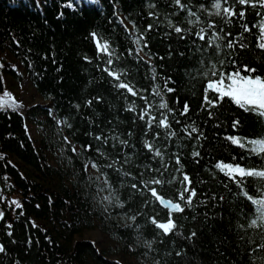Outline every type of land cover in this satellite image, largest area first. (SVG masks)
I'll use <instances>...</instances> for the list:
<instances>
[{
    "label": "trees",
    "instance_id": "trees-1",
    "mask_svg": "<svg viewBox=\"0 0 264 264\" xmlns=\"http://www.w3.org/2000/svg\"><path fill=\"white\" fill-rule=\"evenodd\" d=\"M214 2L0 0V100L11 103L7 92L15 101L0 109V264H264V227H249L256 206L216 167L264 170V153L225 139H264V117L227 97L216 108L204 104L213 63L264 78V7L221 0L236 13L228 19L210 14ZM201 28L204 41L195 36ZM213 32L221 38L208 47ZM245 65L256 71L244 73ZM158 87L171 111L159 108ZM149 105L170 128L149 129L148 117L138 118ZM185 175L196 193L191 204L179 199ZM243 187L264 198V179L246 177ZM151 188L184 208L172 214L169 235L151 223L169 216Z\"/></svg>",
    "mask_w": 264,
    "mask_h": 264
},
{
    "label": "snow or ice",
    "instance_id": "snow-or-ice-1",
    "mask_svg": "<svg viewBox=\"0 0 264 264\" xmlns=\"http://www.w3.org/2000/svg\"><path fill=\"white\" fill-rule=\"evenodd\" d=\"M176 3L180 5V0H176ZM224 4L228 3V0H223ZM239 3L241 5L245 4H251L253 7H255L257 4H259L260 7H264V0H239ZM183 8L184 5H181ZM213 8L215 9L214 13H210L212 15L220 16L222 13L225 17L228 19H231L233 16L236 15L235 11L233 9H230L229 7H222L221 0H215L213 4ZM189 16H195L196 14L194 12L189 11ZM245 13L241 11L239 13L240 17H243ZM199 22V18H197V21ZM209 28H214L215 25L209 24ZM260 27V41L258 43V47L261 50H264V23H261L259 25ZM149 28H151V25H149ZM247 26H245V31H247ZM184 30L180 27H175L176 33H182ZM223 31V29H221ZM206 30L204 28H201L199 32L195 33V36L197 39L204 41L206 38ZM95 38V34H94ZM181 39H184V36L181 35ZM221 37L218 35V33L213 32L211 40L208 41V47H212L213 44L217 40H219ZM143 37H140V40H142ZM140 40L137 41V43L140 42ZM239 40V37H237L235 40H230L227 43L228 49H234L236 47V44ZM147 47V45H144ZM241 48L245 47V45L240 44ZM98 49H101L104 52H108V45L104 44L101 46L99 42H97ZM216 47L219 48L220 45L216 44ZM111 61H109V64ZM221 66L225 64V61H220ZM233 65H235V61H233ZM107 71V69H106ZM244 73H253L256 71L255 68H249L247 65H245L242 69ZM211 77H216L215 80L209 79L208 83L205 87V94H204V104L207 105L209 108H216L219 106V104L225 99V97L232 100L233 103H235L238 107L244 109L245 111H251L255 112L256 114L264 117V78H261L259 76L253 77L251 75L242 76L241 70H237L231 73H227L222 70L217 69V65L215 63L211 66ZM108 74L110 76H113L114 79H119V77L114 74L113 72L109 71ZM207 76L208 73H205ZM167 83V82H166ZM119 88H126L128 92H130L132 95H137V92L133 90V88L129 85H126L124 83H120L118 85ZM166 92H172L174 89L167 88L165 86ZM154 94L161 97V102L159 104V108L163 110L169 109L167 101L163 99L162 90L158 87L157 89L153 90ZM209 92L215 93V97H210ZM4 97H7V101L11 102L8 104L7 102L0 100V109H3L6 106H12L15 105V101L11 97V95L7 92H5ZM143 98V97H142ZM132 108H129V111H132ZM189 111V106L187 104L184 105V108L181 112V115H186ZM151 112V106L149 105L146 109H144L141 114L139 115L140 120H145L146 117H148L146 123L149 129H151L154 125L156 127H163L165 129L170 128V123L167 115L162 114V117L157 121V118L150 115ZM211 115V113H209ZM178 122V121H177ZM239 124V121L233 122V128H236ZM192 132H196L197 129L195 127L191 128ZM147 135V133H146ZM171 135H175V133H170ZM97 140L102 139L100 136L96 137ZM225 139L229 140L233 145H237L241 148L245 147V143L252 145L251 151L256 153L257 155H260L264 153V139H257V140H247L246 142L239 137H226ZM123 144H127V141H121ZM145 148L148 149L149 152L154 151L155 156H160L161 152L159 149L154 150V146L148 142L145 141ZM91 146H85V150H90ZM194 156L199 155V153H194ZM177 164L180 163L179 158H177ZM93 168H97V165L93 163L91 165ZM112 165H108V167H111ZM87 167V165L85 166ZM216 167L220 169L221 171L225 172V175L228 176V179L233 181L237 184V187L240 188V192L242 195H244L253 205L256 206V213L257 216L255 219L251 221L249 224V227H264V198L261 199H255L251 195L248 194V192L243 187V182L246 177H258L261 179H264V170H256V169H245L244 167H241L239 164L237 165H226V164H217ZM239 177V179H237ZM184 181L188 183V187H185L184 192L180 194L179 199L181 201H184L186 204L192 203V197L196 195L195 191L191 189V181L187 175L184 176ZM107 183V180H106ZM152 184H161L162 181L159 179H154L151 181ZM133 188H136L137 186L135 184L132 185ZM184 193H189V195L186 197ZM150 194L152 197H154L157 201H159L163 206H165L169 210V216L166 222H158L155 218H152L151 223L155 225L157 229L160 230V232L163 235H169L171 234L174 229L176 228V224L174 222V219L172 217L173 213H181L184 211V208L181 206L180 203L172 202V201H166L163 199L156 191L155 188L150 189ZM105 199H109V197H105ZM12 204H15L17 208H20L21 205L18 201H12ZM123 206V205H121ZM3 213L0 212V216H2ZM132 219H135L133 217ZM259 221V223H258ZM192 235H195L193 233ZM262 248H264V245H261ZM3 251V248L0 247V252ZM179 254V253H178Z\"/></svg>",
    "mask_w": 264,
    "mask_h": 264
},
{
    "label": "rangeland",
    "instance_id": "rangeland-1",
    "mask_svg": "<svg viewBox=\"0 0 264 264\" xmlns=\"http://www.w3.org/2000/svg\"><path fill=\"white\" fill-rule=\"evenodd\" d=\"M19 87L20 88L27 87V81L25 80V81L21 82V84L19 85ZM29 93H30V89H28V94ZM85 238L91 239L92 241H96V240H98L99 235H98L97 232H88V233H86Z\"/></svg>",
    "mask_w": 264,
    "mask_h": 264
},
{
    "label": "water",
    "instance_id": "water-1",
    "mask_svg": "<svg viewBox=\"0 0 264 264\" xmlns=\"http://www.w3.org/2000/svg\"><path fill=\"white\" fill-rule=\"evenodd\" d=\"M160 203V202H159ZM160 206L164 209H167L165 206H163L161 203H160ZM168 210V209H167ZM169 211V210H168ZM0 244L2 245V241L0 240Z\"/></svg>",
    "mask_w": 264,
    "mask_h": 264
}]
</instances>
